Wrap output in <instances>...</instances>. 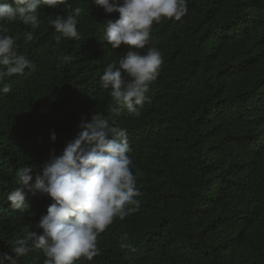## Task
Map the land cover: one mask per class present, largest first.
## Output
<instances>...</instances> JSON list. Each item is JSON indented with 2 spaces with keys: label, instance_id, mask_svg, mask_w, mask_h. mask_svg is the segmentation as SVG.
Segmentation results:
<instances>
[{
  "label": "trees",
  "instance_id": "1",
  "mask_svg": "<svg viewBox=\"0 0 264 264\" xmlns=\"http://www.w3.org/2000/svg\"><path fill=\"white\" fill-rule=\"evenodd\" d=\"M75 7L84 9L81 38L57 45L49 21ZM95 9L92 0H69L41 10L36 29L5 22L35 70L5 78L11 92H0V253L15 256L25 229L42 234L35 226L53 201L35 188L36 176L53 150L60 155L77 138L82 118L101 113L133 132L132 168L155 190L137 187L142 213L110 225L98 237L101 254L84 264H264V35L255 28L264 0H188V16L154 23L149 47L163 64L139 116L114 112L110 91L97 86L113 52L100 39L105 14ZM195 114L203 115L186 119ZM25 165L33 168L29 207L13 209L7 196ZM159 223L167 230L152 235ZM45 258L37 250L20 264Z\"/></svg>",
  "mask_w": 264,
  "mask_h": 264
},
{
  "label": "clouds",
  "instance_id": "2",
  "mask_svg": "<svg viewBox=\"0 0 264 264\" xmlns=\"http://www.w3.org/2000/svg\"><path fill=\"white\" fill-rule=\"evenodd\" d=\"M92 4L96 7L94 12L105 14L100 39L113 52L112 58L97 69V86L110 91L114 112L120 109L139 116L143 106L151 102L149 94L154 90L163 64L161 52L149 47L152 27L164 18L179 21L188 16V0H92ZM61 5L67 7L69 0H0V84L4 85L0 92H11L10 86L4 83L5 78L23 75L26 69L35 70L32 61L17 51L16 41L7 34L9 28L5 22L19 20L36 29L41 23V10ZM83 12V8L75 7L69 15L57 14L49 21L57 45L81 38L77 25ZM257 25L258 33L264 35V21L260 19ZM33 38L32 32L25 34L26 42ZM72 59L63 57L65 62ZM110 121V116L101 113L94 114L91 121L82 118L78 125L82 130L77 138L67 144L62 154L56 155L53 150L35 182V188L53 201L35 226L43 232L25 229L24 236L12 247L15 256L0 253V264H20L21 258L37 250L44 253V264L92 262L102 252L98 237L110 225L124 219L133 220L142 213L144 207L136 198L137 187L141 189L146 184L155 190V184L146 176L139 182L132 168L129 144H133V132ZM153 124H156L154 120ZM196 131L206 140L203 135L207 132ZM56 139L53 131L51 140ZM32 172L31 165L15 171V183L20 187L7 196L11 208L29 207L25 188L32 187ZM165 226L159 223L150 228V233L166 231ZM120 247L135 251L124 241Z\"/></svg>",
  "mask_w": 264,
  "mask_h": 264
}]
</instances>
